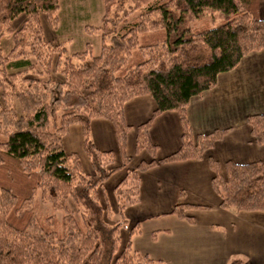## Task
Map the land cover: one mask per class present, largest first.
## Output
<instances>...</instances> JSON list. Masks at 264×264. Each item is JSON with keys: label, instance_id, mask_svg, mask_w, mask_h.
<instances>
[{"label": "trees", "instance_id": "16d2710c", "mask_svg": "<svg viewBox=\"0 0 264 264\" xmlns=\"http://www.w3.org/2000/svg\"><path fill=\"white\" fill-rule=\"evenodd\" d=\"M58 1L0 0V28L13 41L6 54L0 50V264H149L152 260L131 246L134 230L126 241L120 234L127 222L124 207L138 199L140 171L200 158L226 131L193 134L187 106L191 97L216 84L219 73L262 49L258 0H103V41L95 55L89 43L69 54L61 43H42L38 15L44 12L53 22ZM113 6L121 10L122 33H115V20L107 24ZM210 9L223 14L215 24L206 18ZM135 11L128 24L126 16ZM21 14L26 19L14 29L12 21ZM32 25L35 40L28 41ZM143 94L154 99L156 108L137 127L135 150L145 149L151 160L128 170L116 185L118 216L108 222L113 211L101 202L100 188L117 167L112 151L94 146L90 120L112 122L124 167L129 125L123 105ZM167 110L180 117L181 143L177 151L156 159L148 129L151 119ZM246 121L254 141L264 144V113L250 114ZM75 123L82 127L92 174L84 172L77 153L64 150L62 137ZM208 161L221 207L264 211V161H227L224 173L216 160ZM39 204L50 211H38ZM187 206L176 205L172 213L193 222L184 214Z\"/></svg>", "mask_w": 264, "mask_h": 264}, {"label": "crops", "instance_id": "0c3cea01", "mask_svg": "<svg viewBox=\"0 0 264 264\" xmlns=\"http://www.w3.org/2000/svg\"><path fill=\"white\" fill-rule=\"evenodd\" d=\"M258 14L264 18V0H258ZM154 99L137 95L124 102L123 115L129 125L125 154L128 164L121 167L122 155L112 122L95 117L90 120L89 137L101 151H112V166L117 167L100 188L101 202L118 216L116 185L151 156L135 150L137 127L152 117ZM264 113V46L244 55L231 70L221 72L216 84L190 98L187 119L193 134L226 129L200 158L157 163L139 172L138 199L127 203V220L120 234L126 241L130 230L131 246L152 260L149 264H264V211L236 210L220 206L212 187L213 171L209 158L216 160L224 173L227 161H264V144L254 141L246 121L250 114ZM182 124L178 113L167 110L151 119L148 136L156 146V159L178 150ZM64 150L77 153L84 172L93 173L84 151L80 124H71L62 137ZM100 197V198H101ZM188 205L184 214L193 222L172 213L176 205Z\"/></svg>", "mask_w": 264, "mask_h": 264}, {"label": "rangeland", "instance_id": "374dc122", "mask_svg": "<svg viewBox=\"0 0 264 264\" xmlns=\"http://www.w3.org/2000/svg\"><path fill=\"white\" fill-rule=\"evenodd\" d=\"M104 4L103 0H59L57 8L54 13V21L50 22L44 12H40L39 26L40 33L43 36L44 42L42 43H61L66 48V53H73L81 51L86 48V44L89 43L91 52L93 55L98 54L102 43V17L104 15ZM117 16H116V15ZM138 12H131L128 16V24L133 22ZM222 13L219 11L208 10L206 11V18L212 23H217L222 18ZM110 21L107 23L109 26L112 25L113 20L116 21L115 33H122L123 30V17L121 10L118 6L111 8L110 14L107 16ZM26 16L21 14L14 18L12 26L14 29L19 28ZM191 24V23H190ZM37 27L34 25L30 26L27 31L26 38L28 41L35 40L32 33H36ZM105 43H110V38L106 37ZM12 36L8 33L5 27L0 28V50L6 54L11 48ZM54 72V71H53ZM42 77H60L56 74L43 73ZM101 197V196H100ZM103 198L101 197V200ZM103 201V200H102ZM104 202V201H103ZM38 211L48 212L49 208H46L43 204H39ZM116 219L114 213H110L106 220L112 222Z\"/></svg>", "mask_w": 264, "mask_h": 264}]
</instances>
